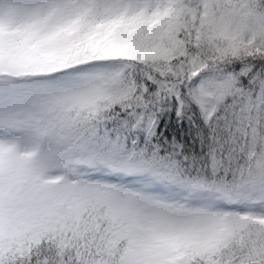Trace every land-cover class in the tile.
Here are the masks:
<instances>
[{
	"label": "snow or ice",
	"instance_id": "obj_1",
	"mask_svg": "<svg viewBox=\"0 0 264 264\" xmlns=\"http://www.w3.org/2000/svg\"><path fill=\"white\" fill-rule=\"evenodd\" d=\"M0 264H264V0H0Z\"/></svg>",
	"mask_w": 264,
	"mask_h": 264
}]
</instances>
